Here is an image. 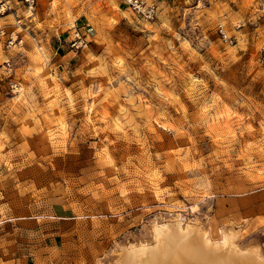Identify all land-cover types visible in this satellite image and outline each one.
<instances>
[{
  "label": "rangeland",
  "instance_id": "1",
  "mask_svg": "<svg viewBox=\"0 0 264 264\" xmlns=\"http://www.w3.org/2000/svg\"><path fill=\"white\" fill-rule=\"evenodd\" d=\"M144 2L156 19L123 0H7L0 25L22 43L0 39V264H111L177 216L215 240L233 224L264 254V12Z\"/></svg>",
  "mask_w": 264,
  "mask_h": 264
},
{
  "label": "bare ground",
  "instance_id": "2",
  "mask_svg": "<svg viewBox=\"0 0 264 264\" xmlns=\"http://www.w3.org/2000/svg\"><path fill=\"white\" fill-rule=\"evenodd\" d=\"M151 234V243L121 247L111 264H264L260 247L239 244L240 229L233 224L215 240L201 220L185 222L177 216L154 220Z\"/></svg>",
  "mask_w": 264,
  "mask_h": 264
},
{
  "label": "built area",
  "instance_id": "3",
  "mask_svg": "<svg viewBox=\"0 0 264 264\" xmlns=\"http://www.w3.org/2000/svg\"><path fill=\"white\" fill-rule=\"evenodd\" d=\"M21 3L27 5L30 8L37 6L38 0H18ZM131 11L145 21H152L156 19L158 14V8L154 4H146L144 0H123ZM7 0H1L0 3V16L4 14L7 10L6 5ZM258 9L264 12V0H255ZM217 35L220 42L227 46H233L236 43V38L232 35H228L223 27H219L217 30ZM5 38L9 45H15L18 41V36L13 33H7L4 28L0 25V39ZM19 44L22 43V40L18 41ZM85 40L81 38L78 34L71 42V47L77 50L81 49L83 46L86 47ZM264 60V54H263Z\"/></svg>",
  "mask_w": 264,
  "mask_h": 264
},
{
  "label": "crops",
  "instance_id": "4",
  "mask_svg": "<svg viewBox=\"0 0 264 264\" xmlns=\"http://www.w3.org/2000/svg\"><path fill=\"white\" fill-rule=\"evenodd\" d=\"M39 219L40 218L38 216L33 215V217L31 219L30 218L28 220L25 219L26 221L24 220V218L18 217L16 219H14L15 221L13 220V222H15L16 226H19L20 229L30 230V229H33L39 225ZM2 221H3V217H2L1 210H0V223ZM17 223L18 224L20 223V225H18Z\"/></svg>",
  "mask_w": 264,
  "mask_h": 264
}]
</instances>
